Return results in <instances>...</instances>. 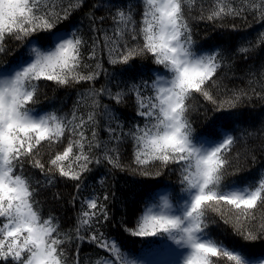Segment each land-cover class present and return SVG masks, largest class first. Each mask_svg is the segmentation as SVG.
<instances>
[{
    "label": "snow or ice",
    "instance_id": "snow-or-ice-1",
    "mask_svg": "<svg viewBox=\"0 0 264 264\" xmlns=\"http://www.w3.org/2000/svg\"><path fill=\"white\" fill-rule=\"evenodd\" d=\"M83 7L84 0H0V57L9 53L10 42L25 49L14 53L13 61L0 63V264H85L80 258L85 242L104 253H97L94 264H252L245 259L246 249L229 247L212 235L210 224L216 221L208 214L216 213L243 240L264 238V170L258 178L240 176L243 169L232 159L241 141L256 133L243 130L237 136L230 125L214 122L210 131L197 135L191 114L197 97L221 112L253 98L264 100V84L260 91H229L219 75L230 67L224 52L197 49L193 27L202 22L224 27L231 20L236 30L235 21L247 22L250 16L264 23V0H97L86 13L87 34L82 22L66 23ZM97 10L106 15L97 16ZM108 19L111 25L105 28ZM261 45L264 33L255 46L250 42L237 51L246 54ZM147 57L163 71L154 69L139 82L129 75L132 82L124 87L104 67L105 58L113 67L125 66L122 76L136 59ZM101 76L106 83L96 88ZM40 81L58 88L88 87L77 93L71 111L61 114L60 109L36 108ZM130 95L143 123L125 130L102 101L107 97L119 105ZM101 120L106 141L99 138ZM128 141L135 168L122 162L121 149ZM250 155L255 163L254 152ZM93 165L150 178L178 172L179 198L153 188L152 202L145 204L135 226L121 222L133 237L155 238L148 242L147 259L131 257L104 232L112 220L108 202L114 192L82 195ZM229 175L239 179L228 180ZM57 176L74 182L73 206L80 201L76 222L67 231L56 216L44 217L37 199ZM99 183L105 187L103 179Z\"/></svg>",
    "mask_w": 264,
    "mask_h": 264
},
{
    "label": "trees",
    "instance_id": "trees-1",
    "mask_svg": "<svg viewBox=\"0 0 264 264\" xmlns=\"http://www.w3.org/2000/svg\"><path fill=\"white\" fill-rule=\"evenodd\" d=\"M97 0H84L83 9L73 15L70 21L66 23L81 25L82 29L87 34L89 29V22L86 18V13L92 9V5ZM117 3L127 2V0H116ZM97 16L106 15L104 11L97 10ZM138 18V16H137ZM232 21L228 20L226 26L220 27L213 24L199 23L193 27V39L197 49L204 52L221 50L225 54L226 63L230 67H223L219 75L222 78L223 85L231 91L234 89H249L256 87L260 91V84H264V78L261 73L264 72V45L254 48L246 54H241L237 50L240 47L255 46L257 39L261 33H264V23H257L251 16L247 22L236 20V30H233L230 25ZM111 25V20H106L104 27L107 28ZM63 27V25H60ZM17 42H10L8 48L9 53L0 57V63H8L15 59V54L20 51H25L23 48L16 47ZM87 55V53H85ZM245 55L247 58H245ZM104 67L110 72L117 74V80L121 82L120 86L124 87L125 84H130L132 81L128 80L129 75H133L136 82L140 79H149L154 69L163 71L162 66H157L152 63L151 57L138 58L133 62V67L125 71L121 76L120 73L124 70L125 66H111L104 60ZM254 74V76H253ZM253 80V84L249 85V80ZM40 90L38 93L40 103L36 105L38 110H52L60 109L61 114L69 113L77 100V93L82 92L87 84L78 85L71 88H58L52 82L40 81ZM106 83L103 76L96 83L95 87L100 88ZM113 91L117 90L116 82L111 85ZM104 104H108L110 108L114 109L115 115L119 122L124 125L125 130L131 127L135 122L143 123L140 117L136 116V101L135 97L130 95L126 98L123 104H116L110 102L107 97L103 98ZM193 111L191 120L195 134L199 135L210 131L214 122L218 124L230 125L236 129V135L239 136L243 130H249L256 135L245 137L244 140L237 146L232 153L233 164L238 165L243 169L240 176L258 178L261 170H264V100L253 98L250 102L245 101L239 107L228 111H213L212 106L203 101L202 97H197L192 101ZM235 113L236 115H232ZM236 120V123H232ZM101 128L99 129V138L102 141L108 139V133L103 130L104 121L101 120ZM113 127L116 125L113 124ZM226 129H222L224 131ZM90 135V133H89ZM246 141V142H245ZM63 146H60L62 150ZM45 159L48 158V149H42ZM240 153V159L237 162L235 153ZM256 156L255 163H253L250 153ZM122 162L125 165H131L133 160V148L131 141L125 143L121 149ZM93 171L87 173L85 179L86 188L82 195H88L93 190H96L101 196L105 191L109 193L114 192L115 197L110 198L108 202V211L112 220L104 232L112 240L116 241L123 251L128 253L131 257L137 259H147L145 251L148 246L149 240L155 238H142L133 237L128 232L124 231L121 222H127L129 227H134L135 219L142 214L145 204L152 202L150 193L155 188L158 194H171L176 198L181 195V185L179 183L178 172L170 170L165 171L164 175L160 177L150 178L133 174L130 170L109 172L110 166H91ZM30 172H35L36 177L43 179L38 170L29 169ZM103 179L105 187H101L99 181ZM239 176H228V180H238ZM71 181H64L57 176V182L48 188H42L37 199L40 201L42 214L46 218L48 215H54L59 219L61 229L67 231L76 222V214L80 208V201L77 200L75 207L70 202L72 196L75 194V188ZM59 199H55L56 195ZM158 198V196L156 197ZM176 200H173L175 203ZM209 219L215 220L216 223L210 224V231L214 237L223 239L225 243L232 247L233 245L239 249L243 247L246 249L244 253L245 259H254L261 261L264 264V238L256 241H246L239 236L233 235L230 226L225 225L214 212H209ZM259 216V214H258ZM69 261L73 259L75 248L67 249ZM97 253H102V250L95 248L94 245L84 243L81 246L80 258L85 264L89 261L93 262ZM106 255V254H105Z\"/></svg>",
    "mask_w": 264,
    "mask_h": 264
},
{
    "label": "rangeland",
    "instance_id": "rangeland-1",
    "mask_svg": "<svg viewBox=\"0 0 264 264\" xmlns=\"http://www.w3.org/2000/svg\"><path fill=\"white\" fill-rule=\"evenodd\" d=\"M250 261L252 262V264H261L262 262L258 261V260H254V259H250Z\"/></svg>",
    "mask_w": 264,
    "mask_h": 264
}]
</instances>
